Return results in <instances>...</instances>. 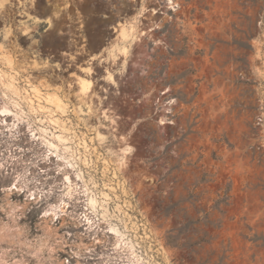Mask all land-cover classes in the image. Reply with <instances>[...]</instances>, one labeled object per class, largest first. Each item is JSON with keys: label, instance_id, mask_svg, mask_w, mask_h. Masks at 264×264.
<instances>
[{"label": "rangeland", "instance_id": "rangeland-1", "mask_svg": "<svg viewBox=\"0 0 264 264\" xmlns=\"http://www.w3.org/2000/svg\"><path fill=\"white\" fill-rule=\"evenodd\" d=\"M97 1L77 31L85 52L75 58L71 49L68 59L40 53L65 44L61 27L40 21L45 0L0 3V74L19 89L2 87L0 98L19 102L21 116L19 124L0 116V146L29 148L32 126L61 147L35 115L50 114L52 123L68 103L82 110L94 102L101 122L110 108L112 135L101 140L94 165L101 180L132 185L161 264H264V0H175L177 10L167 0ZM132 21L136 32L120 52L115 28ZM88 68L95 87L85 103L67 84L89 77ZM49 93L61 106L34 114L30 98ZM10 161L0 158V222L16 221L28 239L46 243L37 252L0 235V264H89L83 257L92 241L74 219L44 216L9 193ZM12 204L22 207L9 216Z\"/></svg>", "mask_w": 264, "mask_h": 264}, {"label": "built area", "instance_id": "built-area-1", "mask_svg": "<svg viewBox=\"0 0 264 264\" xmlns=\"http://www.w3.org/2000/svg\"><path fill=\"white\" fill-rule=\"evenodd\" d=\"M106 58L107 56L103 57V60ZM78 67L83 72L81 66ZM94 73L95 69L88 74L93 81ZM61 75L64 76L58 74L59 77ZM77 87L75 80L68 83L67 93H75ZM33 96L37 104L40 102L50 105L43 98ZM96 107L94 102H90V106L84 104L80 110V103H68L67 111L62 113L63 118L59 117L64 129L57 127L58 132L67 139L61 144L63 158L56 156L54 148L44 146L42 139L38 140L43 127L29 128L32 145L27 149L17 141L9 143L5 148L0 146V158L5 155L11 158L8 168L6 167V174L9 175L7 188L19 180V191L16 192L34 207H42L43 214L46 211H56V218L65 216L74 219L92 241L91 248L83 257L86 263L161 264V248L149 222L137 207L132 185L125 181L106 182L98 176L100 167L94 165L95 156L101 148V140L106 138L107 143L111 138L114 121L112 110L106 108L101 112V122H96ZM22 111L24 117L25 110L22 108ZM32 112L46 113L40 109ZM11 117L13 116L8 119ZM35 117L37 121L53 127H44L48 129L47 135L50 136L51 131L56 130L57 125L50 123V114L45 116L46 119L38 118L37 115ZM13 119L15 120L14 117ZM98 132L103 134L102 138L98 136ZM123 137L121 138L125 139ZM39 144L43 150L39 148ZM67 146L69 149H65ZM113 227L118 230L119 235Z\"/></svg>", "mask_w": 264, "mask_h": 264}, {"label": "bare ground", "instance_id": "bare-ground-1", "mask_svg": "<svg viewBox=\"0 0 264 264\" xmlns=\"http://www.w3.org/2000/svg\"><path fill=\"white\" fill-rule=\"evenodd\" d=\"M169 4H172L171 7H173L175 10H177V8L180 6L178 3L175 2V0H167ZM144 9V8H143ZM145 10V9H144ZM154 12H156V10H154ZM117 32H119V39H118V43L115 44V47L120 51V52H127V47L121 45L120 43L123 42H128V40H130L135 32H136V24L134 21L132 22H122L119 24L118 27L115 28ZM144 33V32H143ZM2 56V55H1ZM89 72L90 73V68ZM76 79H75V83L78 84V90L77 93L81 94L82 97V102L86 103V98H89L91 93L93 92V88H94V82L91 78L87 77V76H80V75H75ZM6 88L12 92H14L15 94H19V89H18V85H16L14 82L7 80V78H5V76H2L0 74V88ZM6 92L4 93L5 98L8 99V97L6 96ZM38 96V95H37ZM43 97V101H45L47 104L49 103H53L57 106H61V99L60 97L54 93V94H47V96H42ZM31 97V101H29V103H31V106L33 107V109H42V106H47V105H43L40 102L37 104L36 100ZM40 99V97H38ZM4 99V98H3ZM33 101V102H32ZM11 102V103H10ZM10 103V104H9ZM30 105V104H29ZM20 109V104L19 102L15 101H9L8 103L5 102L4 100H2L0 98V116L1 117H10V116H15V120H19V113L16 112V110ZM53 125H57V126H62L61 125V120H51ZM20 122H18L19 124ZM56 128V126H55ZM46 131V130H45ZM58 129L54 130L52 133V136L55 140L59 141L60 144L64 143L67 141V139L65 138L64 134L62 133H58ZM36 137V136H35ZM38 140H40L42 138V141L44 142V145L46 147H49L50 149L54 148L56 150V156L62 157L63 155L62 153H59L58 151H60V146L58 145L57 142H55L54 140H51L50 138H47V136H38L37 137ZM66 148H69L68 146ZM18 182L19 180H16L14 183L11 184L10 187L7 188V190L9 191L10 194L19 191V186H18ZM22 206H20L19 204H12L10 207V215L9 216H13V213L18 211ZM48 212V211H46ZM48 213H52V211H49ZM50 214L45 213L44 216H49ZM53 220L54 217H52ZM113 230H115L113 228ZM116 231V230H115ZM0 235L4 236L8 241L7 244L12 246V247H25L28 249H34L37 252H42L44 249V244L46 243V241H40V242H33L32 240L28 239L25 234H24V229L18 225V223L16 221L11 222V221H4V222H0ZM44 239V238H43ZM42 239V240H43Z\"/></svg>", "mask_w": 264, "mask_h": 264}, {"label": "flooded vegetation", "instance_id": "flooded-vegetation-1", "mask_svg": "<svg viewBox=\"0 0 264 264\" xmlns=\"http://www.w3.org/2000/svg\"><path fill=\"white\" fill-rule=\"evenodd\" d=\"M97 3V0H45L43 9L39 10L43 16L41 18L37 16V18H40L44 26L48 24L47 28L53 24L61 27L57 32L65 36L64 49L47 46L43 51H40L45 59L52 57L68 59L65 55H71V49L78 55L74 56L75 58L83 55L85 50L80 49L85 45L82 43L85 38H80L82 33L77 31L82 30L81 28L85 25L82 23V17L90 11L93 12ZM0 31H2V27ZM77 48L79 50H76Z\"/></svg>", "mask_w": 264, "mask_h": 264}, {"label": "crops", "instance_id": "crops-1", "mask_svg": "<svg viewBox=\"0 0 264 264\" xmlns=\"http://www.w3.org/2000/svg\"><path fill=\"white\" fill-rule=\"evenodd\" d=\"M4 0H0V3H2Z\"/></svg>", "mask_w": 264, "mask_h": 264}]
</instances>
